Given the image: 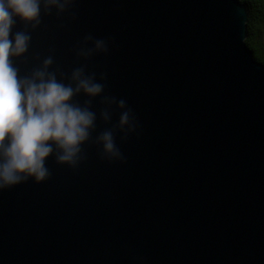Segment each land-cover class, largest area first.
<instances>
[{
	"label": "water",
	"instance_id": "obj_1",
	"mask_svg": "<svg viewBox=\"0 0 264 264\" xmlns=\"http://www.w3.org/2000/svg\"><path fill=\"white\" fill-rule=\"evenodd\" d=\"M239 0H73L42 7L21 76L52 57L69 82L83 66L104 86L77 94L97 115L75 165L0 189V264H264V65L245 44ZM86 36L107 51L79 54ZM91 46V42H89ZM123 99L132 129L100 113ZM114 129L118 156L96 136Z\"/></svg>",
	"mask_w": 264,
	"mask_h": 264
},
{
	"label": "clouds",
	"instance_id": "obj_2",
	"mask_svg": "<svg viewBox=\"0 0 264 264\" xmlns=\"http://www.w3.org/2000/svg\"><path fill=\"white\" fill-rule=\"evenodd\" d=\"M73 0H0V189L32 179L42 182L48 176L47 160L55 156L61 165H75L82 146L96 126V113L73 98L83 94L89 99L102 96L103 84L84 67L72 70L69 82L57 79L50 71L52 57L45 58L30 74L21 76L12 58L24 56L30 36L25 29L40 22L42 7L63 12ZM91 42V46H89ZM107 51L102 39L86 36L79 54L90 56ZM100 118L110 120L112 105L120 110L117 128L132 129L130 110L123 99L104 98ZM95 141L103 154L118 156L114 129H105Z\"/></svg>",
	"mask_w": 264,
	"mask_h": 264
},
{
	"label": "trees",
	"instance_id": "obj_3",
	"mask_svg": "<svg viewBox=\"0 0 264 264\" xmlns=\"http://www.w3.org/2000/svg\"><path fill=\"white\" fill-rule=\"evenodd\" d=\"M239 1L248 13L244 42L253 52V58L264 65V44L261 42V36L264 34V0Z\"/></svg>",
	"mask_w": 264,
	"mask_h": 264
},
{
	"label": "rangeland",
	"instance_id": "obj_4",
	"mask_svg": "<svg viewBox=\"0 0 264 264\" xmlns=\"http://www.w3.org/2000/svg\"><path fill=\"white\" fill-rule=\"evenodd\" d=\"M261 42L264 44V34L261 36Z\"/></svg>",
	"mask_w": 264,
	"mask_h": 264
}]
</instances>
